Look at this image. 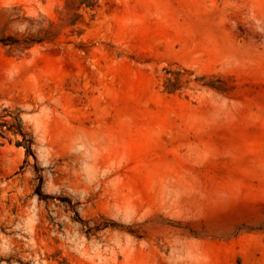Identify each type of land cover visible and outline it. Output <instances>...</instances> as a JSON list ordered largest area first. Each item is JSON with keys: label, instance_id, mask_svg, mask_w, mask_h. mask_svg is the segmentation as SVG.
<instances>
[{"label": "rangeland", "instance_id": "1", "mask_svg": "<svg viewBox=\"0 0 264 264\" xmlns=\"http://www.w3.org/2000/svg\"><path fill=\"white\" fill-rule=\"evenodd\" d=\"M0 264H264V0H0Z\"/></svg>", "mask_w": 264, "mask_h": 264}]
</instances>
